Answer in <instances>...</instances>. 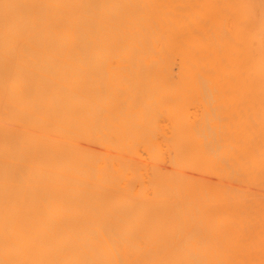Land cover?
I'll list each match as a JSON object with an SVG mask.
<instances>
[{
  "label": "bare ground",
  "instance_id": "6f19581e",
  "mask_svg": "<svg viewBox=\"0 0 264 264\" xmlns=\"http://www.w3.org/2000/svg\"><path fill=\"white\" fill-rule=\"evenodd\" d=\"M0 264H264V0H0Z\"/></svg>",
  "mask_w": 264,
  "mask_h": 264
}]
</instances>
